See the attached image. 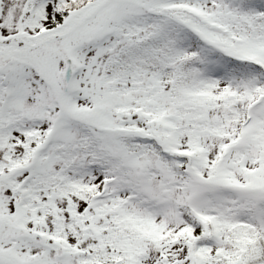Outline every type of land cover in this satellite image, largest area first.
<instances>
[{
	"label": "snow or ice",
	"instance_id": "snow-or-ice-1",
	"mask_svg": "<svg viewBox=\"0 0 264 264\" xmlns=\"http://www.w3.org/2000/svg\"><path fill=\"white\" fill-rule=\"evenodd\" d=\"M0 264H264V0H0Z\"/></svg>",
	"mask_w": 264,
	"mask_h": 264
}]
</instances>
